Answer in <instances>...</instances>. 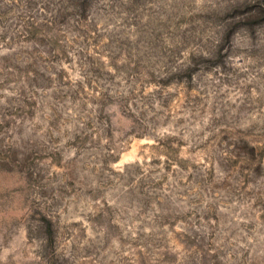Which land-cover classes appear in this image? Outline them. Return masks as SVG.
Returning <instances> with one entry per match:
<instances>
[{
  "label": "rangeland",
  "instance_id": "1",
  "mask_svg": "<svg viewBox=\"0 0 264 264\" xmlns=\"http://www.w3.org/2000/svg\"><path fill=\"white\" fill-rule=\"evenodd\" d=\"M0 264H264V0H0Z\"/></svg>",
  "mask_w": 264,
  "mask_h": 264
}]
</instances>
